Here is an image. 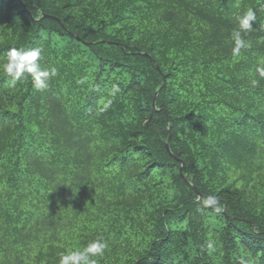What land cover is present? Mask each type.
<instances>
[{
  "label": "trees",
  "instance_id": "obj_1",
  "mask_svg": "<svg viewBox=\"0 0 264 264\" xmlns=\"http://www.w3.org/2000/svg\"><path fill=\"white\" fill-rule=\"evenodd\" d=\"M13 47L55 74L0 70V264H264V0H0Z\"/></svg>",
  "mask_w": 264,
  "mask_h": 264
},
{
  "label": "clouds",
  "instance_id": "obj_2",
  "mask_svg": "<svg viewBox=\"0 0 264 264\" xmlns=\"http://www.w3.org/2000/svg\"><path fill=\"white\" fill-rule=\"evenodd\" d=\"M256 20L255 12L249 9L243 16L238 17V29L232 33L234 40L233 54L236 55L242 48L247 47L243 34L252 28V21ZM41 52L39 48L24 49L10 48L2 63L0 70L10 76L13 82L25 77V74L31 76L33 87L42 90L48 87V80L51 75L55 74V69L46 70L40 64ZM260 74L264 77V69L260 70ZM119 91L117 86H113L112 95ZM218 203L215 195H209L204 199L203 204L206 206H216ZM222 209L215 207V211L219 213ZM212 245L209 244V248ZM107 242L103 238H96L87 243L83 250H67L59 254L58 264H98V257H102Z\"/></svg>",
  "mask_w": 264,
  "mask_h": 264
},
{
  "label": "water",
  "instance_id": "obj_3",
  "mask_svg": "<svg viewBox=\"0 0 264 264\" xmlns=\"http://www.w3.org/2000/svg\"><path fill=\"white\" fill-rule=\"evenodd\" d=\"M44 18H52V19H55V20H57L62 26H64L63 23H62V21L59 20V19H57V18H53V17H49V16H45ZM147 57L149 58V56H147ZM159 93H160V91L157 93V97H158ZM157 97H156V99H155V101H154V109H155V110H157V107H156ZM157 112H158V111H157ZM167 149H168V152L172 155V157H174V156H173V153H172V151H171V148H170L169 143L167 144ZM174 158H175V157H174ZM175 160H177V159L175 158ZM182 172H183V168H181V175L183 176ZM194 191L196 192L197 195L200 196V200H202V196H201L200 192L198 191V189H197L196 187H194Z\"/></svg>",
  "mask_w": 264,
  "mask_h": 264
},
{
  "label": "rangeland",
  "instance_id": "obj_4",
  "mask_svg": "<svg viewBox=\"0 0 264 264\" xmlns=\"http://www.w3.org/2000/svg\"><path fill=\"white\" fill-rule=\"evenodd\" d=\"M170 145V144H169ZM168 150V149H167ZM182 174H183V172H182ZM184 176V175H183ZM200 200V199H199Z\"/></svg>",
  "mask_w": 264,
  "mask_h": 264
}]
</instances>
